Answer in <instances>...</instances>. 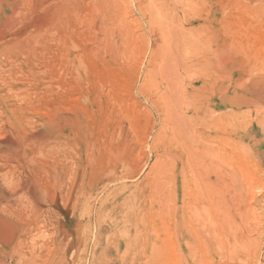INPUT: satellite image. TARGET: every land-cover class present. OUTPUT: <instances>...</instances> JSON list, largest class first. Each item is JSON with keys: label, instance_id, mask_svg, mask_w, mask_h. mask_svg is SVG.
Segmentation results:
<instances>
[{"label": "rangeland", "instance_id": "obj_1", "mask_svg": "<svg viewBox=\"0 0 264 264\" xmlns=\"http://www.w3.org/2000/svg\"><path fill=\"white\" fill-rule=\"evenodd\" d=\"M0 133L40 134L72 161L37 160L38 178L16 167L44 183L47 211L20 195L0 262L264 264V0H0Z\"/></svg>", "mask_w": 264, "mask_h": 264}, {"label": "bare ground", "instance_id": "obj_2", "mask_svg": "<svg viewBox=\"0 0 264 264\" xmlns=\"http://www.w3.org/2000/svg\"><path fill=\"white\" fill-rule=\"evenodd\" d=\"M173 88H175L174 86H173ZM173 88H171V89H173ZM16 90V89H15ZM179 90H180V88H179ZM178 90V91H179ZM182 90V89H181ZM14 91V90H13ZM17 91V90H16ZM164 91H166V90H164ZM163 91V92H164ZM173 91V90H172ZM168 92H169V94H171V92H170V89H168ZM176 92V91H175ZM175 92H174V94H175ZM182 91H180V94L182 95V93H181ZM185 92H187V91H185ZM189 92V91H188ZM192 92V91H191ZM22 93V92H21ZM162 93V92H161ZM20 94V93H19ZM28 94V93H27ZM162 94H165V92L164 93H162ZM22 95V94H21ZM161 95V94H160ZM190 95V94H189ZM193 95V94H192ZM194 95H195V90H194ZM15 96V95H14ZM20 96V95H19ZM24 96H26V95H24ZM175 96H177V95H175ZM183 96H185V95H183ZM197 96H199V93L197 94ZM167 97H168V95H167ZM166 97V98H167ZM169 97H171L172 98V96H169ZM168 97V98H169ZM181 97V96H180ZM188 97V96H187ZM6 98V97H5ZM5 98H3V99H5ZM14 98V97H13ZM22 98V97H21ZM40 98H41V96H40ZM174 98V97H173ZM173 98H172V100H173ZM196 98V97H195ZM164 99V98H163ZM163 99H162V101H163ZM170 99V98H169ZM168 99V100H169ZM183 99H185V101H186V97L185 98H183ZM190 99V98H189ZM194 99V98H193ZM18 100V99H17ZM22 100H23V98H22ZM165 100V99H164ZM167 100V101H168ZM178 100V98L176 99V101ZM19 101V100H18ZM25 101H26V99H25ZM161 101V102H162ZM179 101H180V99H179ZM8 103L10 102V101H7ZM4 103V102H3ZM11 103V102H10ZM9 103V104H10ZM163 103V102H162ZM168 103H169V101H168ZM172 103L174 104V102L172 101ZM171 103V104H172ZM5 105H6V103H4ZM12 104V103H11ZM10 104V105H11ZM171 104H169V105H171ZM185 104V103H184ZM165 105V104H164ZM169 105H167V106H169ZM12 106V105H11ZM167 106H165V107H167ZM15 107V106H14ZM18 107H19V105H18ZM173 108V107H172ZM36 110V109H35ZM19 111V110H18ZM42 111V110H41ZM169 112V111H168ZM175 116H176V114H175ZM68 118V117H67ZM53 119V118H52ZM77 119V118H76ZM178 120V119H177ZM182 120V119H181ZM186 120V119H185ZM71 121V120H70ZM75 121V120H74ZM73 121V122H74ZM24 122V121H23ZM72 122V121H71ZM174 122V121H173ZM181 122V121H180ZM50 123V122H49ZM48 123V124H49ZM52 123V122H51ZM63 123V122H62ZM175 123V122H174ZM47 124V123H46ZM48 124L47 125H45V129H44V126H43V129L45 130V131H47V129H49L50 128V126H51V124L48 126ZM57 124H58V122H57ZM65 124V123H64ZM70 123H68V125H69ZM76 124V123H75ZM176 124V123H175ZM174 124V125H175ZM180 123H178V125H179ZM183 123H181V125H182ZM27 125V124H26ZM30 125V124H29ZM189 125V124H188ZM49 127V128H46V127ZM53 126H55V125H53ZM53 126H51V127H53ZM56 126H58V125H56ZM61 125L59 124V128H57V129H55V130H53V129H50V130H48L47 132H45V133H42L43 132V130H42V132H41V134H43V137H44V140L46 139V141H48V140H50L51 138H53L54 139V136H58V138L60 139V140H58L59 141V144H60V141L62 140V142H63V144L62 145H65L66 144V140L64 139L65 137H67L66 136V134H65V128H64V126L63 127H60ZM176 126V125H175ZM185 126H187V125H185ZM66 127V126H65ZM72 127V129H70V130H73L74 129V127L73 126H71ZM80 127H83V126H80ZM54 128V127H53ZM69 128V127H68ZM178 128V127H177ZM37 129V128H36ZM81 129V128H80ZM77 130H79L78 129V127H77ZM73 131H75V129L73 130ZM80 131V130H79ZM84 131V130H83ZM9 132V131H8ZM35 132H37V131H35ZM38 132H39V129H38ZM88 132V131H87ZM7 133V132H6ZM11 133V132H10ZM72 133H75V132H72ZM77 133V132H76ZM75 133V134H76ZM81 133V132H80ZM79 133V134H80ZM89 133H90V131H89ZM3 134V133H2ZM1 133H0V136H2L3 137V139H0V146L3 148V151H1L0 150V161L1 162H3L4 163V168L6 167L7 168V171H6V173H5V177H7V178H10V181L9 182H11L12 184H10V187L9 188H11V190H13L12 188L14 187V188H16L17 186V190L15 189V192L14 193H12L11 194V192H10V189L7 187V185L8 184H6V182H4V181H6L5 179L6 178H1V180L5 183H3L4 184V186L6 185V187L8 188V191H9V193H8V191H7V189H6V187H5V190H3V188H2V186L0 187V211L2 212V217L0 216V243H1V252L2 253H4L3 255H4V257H5V255L8 253V252H6L5 251V249L6 248H9V244L10 243H12V242H14L15 240L17 241V239H18V233H19V230H21V220H22V216H23V218H24V215H23V211L22 210H24L25 208H26V206L30 203V201H29V203H27V205L25 206V208L23 209V205H22V201H21V199H20V195H21V197H22V195H24V194H26V195H28V196H30V198L32 199V202L34 201V203H35V205H34V207L35 208H42V205L44 204V203H46L47 201V197H49V193L45 190V188L41 185V183L42 184H44L43 182H38V181H36V180H34V181H32L35 177H40V176H42V175H39V173H38V170L36 169V167H35V165H34V163H37L38 164V162H37V160H41V159H44L45 161L47 160V159H50L52 162H55V163H59L60 165L62 164L63 166H64V164L65 163H67L69 160L71 161V159H69L68 161H67V158L65 157V154H66V150H64L63 151V148H65L66 149V147H67V145L68 144H66V147H62L61 145H60V147H50V148H52V149H50L49 148V151H47L46 150V148H45V150L47 151H45V153L42 151V150H44L43 148H41L43 145H41L42 143H40V142H42V141H40V140H43V138H42V136L40 135V134H35V136H29V134H27L29 137H28V139H24L23 140V144H21V143H17V142H14L11 138H10V136H8V137H5L6 135L5 134H3L2 135ZM31 134H33V133H31ZM78 134V133H77ZM78 134V135H79ZM82 134V133H81ZM5 135V136H4ZM72 135V134H71ZM89 135H91V134H89ZM25 136V135H24ZM76 136V135H75ZM75 136H73V137H75ZM71 138H73L72 136H70ZM68 138V137H67ZM79 138H81V136H79ZM85 137H82V140L84 139ZM18 139H20V141L22 140V138L21 137H19ZM53 139H51V141L53 140ZM73 140V139H72ZM19 141V142H20ZM38 141H40V142H38ZM57 141V140H56ZM55 141V145H59V144H57L58 142H56ZM22 142V141H21ZM50 142V141H49ZM71 142V141H70ZM91 142V141H90ZM44 143V142H43ZM52 142H50V144H51ZM53 143H54V141H53ZM53 143L51 144V146L53 145ZM69 143V142H68ZM75 143V142H74ZM84 143V142H83ZM40 144V145H39ZM47 144V143H46ZM73 144V143H72ZM80 144V143H79ZM92 144V143H91ZM90 145V144H89ZM45 146H50V145H45ZM76 146H78V145H76ZM87 146V145H86ZM92 146V145H91ZM72 147V146H71ZM219 147V146H218ZM74 148H76L75 146H74ZM83 148V147H82ZM89 148V150H88V153H89V151H91L90 150V147H88ZM215 148V147H214ZM217 148V147H216ZM68 150H69V148H67ZM80 149V148H79ZM85 149H87V148H85ZM74 150H76V149H74ZM214 150V149H213ZM72 151V150H71ZM71 151H68V152H71ZM84 151V150H83ZM221 151H222V149H221ZM214 152V151H213ZM72 153H73V151H72ZM76 153V152H75ZM83 153H86V152H83ZM46 154V155H45ZM71 153H69V155H70ZM80 154V153H79ZM85 155V154H84ZM88 155V154H87ZM74 156V155H73ZM81 156V155H80ZM70 157H72V156H70ZM69 157V158H70ZM85 158V157H84ZM83 158V159H84ZM232 158V157H231ZM91 159H92V157H91ZM49 160V161H50ZM77 160V159H76ZM87 160H89L88 159V157H87ZM85 161V160H84ZM96 161V160H95ZM0 162V163H1ZM72 162V161H71ZM70 162V163H71ZM89 162V161H88ZM94 162V161H93ZM92 161H91V163H93ZM213 162V161H212ZM69 163V162H68ZM78 163H79V161H78ZM78 163H76V161L74 162V165H76V164H78ZM84 163H86V161L84 162ZM2 164V163H1ZM20 164H23V165H25L26 166V169H28V174H27V177H29V178H31L30 176H28V175H34L35 177L33 178L32 177V179H31V181L30 180H28L27 181V178H26V180L25 181H27V182H21V173L19 174V172H17V168H19V165ZM51 164V163H50ZM46 165V164H45ZM91 165V164H90ZM206 165V164H205ZM30 166V167H29ZM43 166L44 165H42L41 166V170H42V168H43ZM54 166H55V164H54ZM59 166V165H58ZM71 166V165H70ZM73 166V165H72ZM72 166H71V168H72ZM81 166V168H82V165H80ZM84 166H85V164H84ZM204 166V165H203ZM17 167V168H16ZM27 167H29V168H27ZM15 168H16V170H15ZM21 168H22V165H21ZM21 168H20V170H18V171H21ZM59 168H60V166H59ZM67 168L70 170V168H69V166H67ZM213 168H214V165H213ZM213 168H211V169H213ZM49 169V168H48ZM52 169H53V166H52ZM78 169H80V168H78ZM83 169V168H82ZM86 169V168H85ZM203 169V168H202ZM6 170V169H5ZM45 170V169H44ZM47 170V169H46ZM60 170H61V168H60ZM65 170H66V168H65ZM84 170V169H83ZM215 170V169H214ZM213 170V171H214ZM23 171V170H22ZM21 171V172H22ZM53 171V170H52ZM91 171V170H90ZM89 170H88V173L90 172ZM219 171V170H218ZM42 172H43V170H42ZM49 172H51V170L49 171ZM48 172V173H49ZM63 172H64V170H63ZM94 172V171H93ZM212 172V171H211ZM1 173V172H0ZM4 173H2V175L4 174ZM41 173V172H40ZM45 173H47L46 171H45ZM55 173H58V172H56L55 171ZM54 173V174H55ZM60 173V172H59ZM58 173V174H59ZM65 173V172H64ZM67 173V172H66ZM66 173H65V175H66ZM155 173V172H154ZM205 173H206V171H205ZM205 173H204V175H205ZM216 173V172H215ZM22 174H24V173H22ZM51 174V173H50ZM63 174V173H62ZM71 174V173H70ZM77 174H79V172L77 173ZM83 174V175H82ZM82 174H81V172H80V175L83 177V179H85L86 180V178H88L89 179V175H90V173L89 174H87L86 173V170H84V172H82ZM31 175V176H32ZM60 175V174H59ZM216 175H217V173H216ZM1 176V175H0ZM25 176H26V174H25ZM49 176H54V175H49ZM73 176V175H72ZM44 177V176H43ZM65 177V176H64ZM75 177V176H74ZM28 178V179H29ZM46 178L47 177H44V180H46ZM49 178V177H48ZM59 178H61V177H59ZM59 178H57V176L55 175L54 176V179H53V177H52V179H53V181H54V183L55 184H57V180L59 179ZM67 178V177H66ZM62 179V178H61ZM61 179H60V181H61ZM71 179V178H70ZM70 179H68L67 178V180H69V182L68 183H71V180ZM23 180V179H22ZM49 180V179H48ZM67 180H66V183H67ZM98 180V179H97ZM1 181V182H2ZM47 181V180H46ZM52 181V180H51ZM52 181V182H53ZM84 181V180H83ZM90 181V180H89ZM94 181V180H93ZM9 182H7V183H9ZM48 183H49V181H47ZM87 182V181H86ZM59 183V182H58ZM61 183H62V181H61ZM81 183V182H80ZM85 183V182H84ZM2 184V183H1ZM50 184V183H49ZM55 184H50L51 185V188L52 187H56L55 186ZM90 184V183H89ZM93 184V183H92ZM54 185V186H53ZM61 185V184H60ZM77 185V184H76ZM66 186V185H65ZM72 186V185H71ZM89 186V185H88ZM87 186V187H88ZM48 187V186H47ZM46 187V188H47ZM68 187V186H67ZM66 187V188H67ZM78 187H79V185H78ZM90 187V186H89ZM60 188V187H59ZM215 188V187H214ZM58 189V188H57ZM72 189H73V186L71 187V191H72ZM75 189V188H74ZM217 189V188H216ZM59 190V189H58ZM84 190V189H83ZM17 191V192H16ZM53 191V190H52ZM62 191V190H61ZM60 191V192H61ZM78 191V190H77ZM81 191V190H80ZM59 192V191H58ZM59 192V193H60ZM66 192V191H65ZM16 193H18V195L16 194ZM55 193V192H54ZM75 193V192H74ZM56 194H57V192H56ZM62 194V193H61ZM66 194H67V192H66ZM65 194V195H66ZM82 194V197L81 198H83V192L81 193ZM85 194V193H84ZM232 194V193H231ZM70 195H72V193H70ZM89 195V194H88ZM74 196H76V195H74ZM89 196H91V195H89ZM52 197V196H51ZM58 197V196H57ZM232 197V196H231ZM234 197V196H233ZM29 198V197H28ZM59 198V197H58ZM70 198V197H69ZM74 198V197H73ZM85 198V197H84ZM25 199V200H24ZM23 200V202L26 204V202H28L27 200H26V198H24ZM62 199V198H61ZM53 200V199H52ZM63 200V199H62ZM77 200V199H76ZM233 200V199H232ZM26 201V202H25ZM46 201V202H45ZM49 201H50V199H49ZM84 201V200H83ZM86 201V200H85ZM88 201V200H87ZM216 202L218 201V200H215ZM214 201V202H215ZM76 202V201H75ZM90 202V201H89ZM211 202H213V201H211ZM51 203V202H50ZM79 203V202H78ZM49 204V203H48ZM122 204V203H121ZM195 204V203H194ZM218 204V203H217ZM46 205V204H45ZM51 205V204H50ZM66 205V204H65ZM74 205V204H73ZM213 205V204H212ZM221 205V209H222V204H220ZM220 205H219V207H220ZM31 206V205H30ZM29 206V207H30ZM56 206V205H55ZM92 206V205H91ZM200 206V205H199ZM215 206H216V204H215ZM45 207V206H44ZM53 207V206H52ZM72 207V206H71ZM193 207H194V205H193ZM202 207V206H201ZM203 207H205V206H203ZM208 207V206H207ZM209 207H211V206H209ZM208 207V208H209ZM218 207V206H217ZM30 208H32V206L30 207ZM29 208V209H30ZM47 208V207H46ZM46 208H44L45 210H46ZM70 208V207H69ZM73 208V207H72ZM80 208V207H79ZM197 208V207H196ZM214 208V207H213ZM216 208V207H215ZM43 209V208H42ZM43 209V211H45ZM71 209V208H70ZM69 209V210H70ZM76 209V208H75ZM91 209V208H90ZM206 209V208H205ZM212 209V208H211ZM216 209H219V208H216ZM52 210V209H51ZM68 210V209H67ZM195 210V209H194ZM27 211V210H26ZM25 211V212H26ZM30 211H32V210H30ZM47 211V210H46ZM45 211V212H46ZM49 211V210H48ZM71 211H72V209H71ZM74 211V210H73ZM210 212H211V214H212V210H209ZM222 211V210H221ZM39 212V211H38ZM203 212V211H202ZM216 212V211H215ZM220 212V211H219ZM227 212V211H226ZM43 213V212H42ZM61 213V212H60ZM198 213L199 212H197L196 213V210H195V215L197 214L198 215ZM201 213V212H200ZM204 213V212H203ZM206 213V212H205ZM217 213H218V211H217ZM29 214V213H28ZM31 214V213H30ZM40 214V213H39ZM47 214H48V212H47ZM50 214H51V212H50ZM202 214V213H201ZM215 214V213H214ZM44 215H46V214H44ZM58 215V214H57ZM71 215V214H70ZM84 215V214H83ZM216 215V214H215ZM220 215V214H219ZM230 215V214H229ZM26 217L25 218H27L28 216L27 215H25ZM30 216V215H29ZM38 217V216H37ZM42 217H43V215H42ZM41 217V218H42ZM50 217V216H49ZM55 218H56V216H54ZM76 217V216H75ZM217 217H218V215H217ZM216 217V218H217ZM226 217V216H225ZM232 217V216H231ZM45 218H47L46 216H45ZM45 218L43 219V220H45ZM62 218V217H61ZM215 218V217H214ZM219 218V217H218ZM221 218H223V217H221ZM27 219H29V218H27ZM42 219H40V221L39 222H41V220ZM48 219V218H47ZM70 219V218H69ZM73 219H75V218H73ZM72 219V220H73ZM88 219V218H87ZM114 219V218H113ZM220 219V218H219ZM218 219V220H219ZM57 220V219H56ZM217 220V221H218ZM230 221H231V218L229 219ZM36 221V220H35ZM69 221V220H68ZM115 221V220H114ZM212 221H213V219H212ZM215 221V220H214ZM222 221V220H221ZM30 222V221H29ZM49 222V221H48ZM57 222H58V220H57ZM63 222V221H62ZM28 223V222H27ZM44 223V222H43ZM213 222H211V223H209L210 225L212 224ZM215 223V222H214ZM214 223L212 224V225H214ZM217 223H221V222H217ZM230 223V222H229ZM33 224H35V223H33ZM48 224V223H47ZM49 224H50V226H51V222H49ZM62 224V223H61ZM24 225H25V223H24ZM29 225V224H28ZM37 226L39 225V226H41V224L40 223H38L37 222V224H36ZM217 225V224H216ZM220 225V224H219ZM47 226H49V225H47ZM48 227V228H50L51 229V227ZM56 226V225H55ZM57 226H58V224H57ZM61 226V225H60ZM221 226V225H220ZM223 226H224V224H223ZM29 227V226H28ZM27 227V228H28ZM36 227V226H35ZM34 227V228H35ZM64 227H65V225H64ZM73 227V226H72ZM216 227V226H215ZM217 227H218V225H217ZM37 228V227H36ZM58 228H60V227H58ZM57 228V229H58ZM213 228H214V226H213ZM222 228V227H221ZM26 229V228H25ZM30 229L32 230V227H30ZM29 229V230H30ZM44 229V228H43ZM52 229H54V228H52ZM61 229V228H60ZM59 229V230H60ZM74 229V228H73ZM220 229V228H219ZM27 230V232L29 233V232H31V231H28V229H26ZM34 230V229H33ZM218 230V229H217ZM23 231V230H22ZM38 231H41L42 232V229H40V230H38ZM44 231V230H43ZM53 231V230H52ZM61 231V230H60ZM70 231V230H69ZM74 231V230H73ZM219 231V230H218ZM217 231V232H218ZM21 232V231H20ZM34 232H35V230H34ZM54 232V231H53ZM53 232H51V234L53 233ZM38 233V232H37ZM48 233H50V232H48ZM31 234V235H30ZM29 235H30V237L32 236V234H33V231H32V233H30ZM41 234H43V233H41ZM56 234V233H55ZM54 234V235H55ZM57 234H58V232H57ZM70 233L68 232V235H69ZM20 235V234H19ZM44 235H48L47 234V232H46V234H44ZM43 235V236H44ZM50 235V234H49ZM61 235H62V233H61ZM60 235V236H61ZM63 235H64V233H63ZM67 235V234H66ZM22 236H24L23 234H22ZM28 236V235H27ZM34 236V235H33ZM36 236H38V235H36ZM35 236V237H36ZM39 236H40V233H39ZM38 236V237H39ZM29 237V238H30ZM35 237H34V239H35ZM56 237H57V235H56ZM63 237V236H62ZM67 237V236H66ZM20 238V237H19ZM23 238V237H22ZM29 238H26V241L24 240V239H22L23 241H25L26 242V244H27V241L28 240H32L31 238H33V237H31L30 239ZM45 238V237H44ZM43 238V239H44ZM49 238V237H48ZM58 238V237H57ZM65 238V237H64ZM42 239V240H43ZM46 239H47V237H46ZM66 239V238H65ZM37 240V239H36ZM35 240V241H36ZM39 240H41V238H39ZM38 240V241H39ZM49 240V239H48ZM15 241V242H16ZM19 241H20V239H19ZM18 241V242H19ZM33 241V240H32ZM79 241V240H78ZM46 242H47V240H46ZM46 242H45V245H46ZM56 242H57V240H56ZM65 242V241H64ZM66 242H68V241H66ZM31 243H34L36 246H37V244L35 243V242H31L30 241V244ZM52 243V242H51ZM71 243V242H70ZM18 244V243H17ZM22 244V243H21ZM29 244V243H28ZM29 244V245H30ZM39 244H40V241H39ZM13 245V244H12ZM16 245V244H15ZM28 245V247L30 248L31 247V245L29 246ZM41 245V244H40ZM48 245V244H47ZM49 245H50V243H49ZM48 245V246H49ZM56 245V244H55ZM59 245V244H58ZM63 245V244H62ZM64 245H65V243H64ZM21 246H24L25 247V243L23 242V245H21ZM32 246H34V245H32ZM42 246V245H41ZM40 246V247H41ZM52 246V245H51ZM12 247V246H11ZM15 247H17V245L15 246ZM38 247H39V245H38ZM39 247V248H40ZM47 247V246H46ZM67 247V246H66ZM20 248H22L23 249V247H20ZM19 248V249H20ZM38 248V249H39ZM48 249H49V247H47ZM47 248H45V249H43L44 251H46V249ZM223 248V247H222ZM11 249V248H10ZM31 249H34V248H30V250L29 251H32ZM37 249V248H36ZM55 249V248H54ZM63 249V248H62ZM62 249H60V250H62ZM72 249V248H71ZM26 251V249H23L22 251L21 250H17V248L15 249V248H12V250H10V255H18V254H20L19 256H20V258H21V255L23 254L22 252L23 251ZM53 250V249H52ZM77 250V249H76ZM228 250V249H227ZM24 251V252H25ZM28 251V250H27ZM28 251V252H29ZM39 251H40V249H39ZM73 251V250H72ZM79 251V250H78ZM38 252V251H37ZM43 252V251H42ZM60 252V251H59ZM75 252V251H74ZM226 253H227V251H225ZM38 253H40V252H38ZM37 253V256L39 255V257H40V255H41V253L40 254H38ZM49 253V252H48ZM29 254V253H28ZM75 254V253H74ZM9 255V254H8ZM9 255V256H10ZM31 255H34L33 253L31 254ZM30 255V256H31ZM35 255H36V253H35ZM35 255H34V258H35V260H37V258L35 257ZM63 255V254H62ZM25 256V253H24V255H23V257ZM23 257L21 258V259H23ZM32 257V256H31ZM51 257H53V256H51ZM17 258V257H16ZM27 258H28V256L26 255V260H27ZM33 258V257H32ZM31 258V259H32ZM33 258V259H34ZM43 258H44V256H43ZM59 258V257H58ZM62 258H64L63 256H62ZM73 258H74V256H73ZM2 259V258H1ZM0 259V260H1ZM6 259H7V255H6ZM30 259V258H29ZM40 259H42L41 257H40ZM60 259V258H59ZM3 260H5V259H3ZM11 260V259H10ZM14 261L16 260V259H13ZM24 260V259H23ZM22 260V261H23ZM44 260V259H43ZM47 261H48V259H46ZM18 261V260H17ZM38 261V260H37ZM8 262V261H7ZM25 262V261H24ZM27 262V261H26ZM25 262V263H26ZM31 262V261H30ZM35 262V261H34ZM42 262V261H41ZM212 262V261H211ZM220 262V261H219ZM14 263H17V262H14ZM0 264H5L4 263V261L3 262H0ZM20 264V263H19ZM30 264V263H29ZM31 264H34V263H32L31 262ZM37 264H38V262H37ZM194 264H196V263H194ZM219 264V263H218ZM221 264V263H220Z\"/></svg>", "mask_w": 264, "mask_h": 264}]
</instances>
